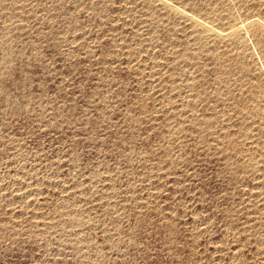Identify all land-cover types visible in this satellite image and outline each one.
Instances as JSON below:
<instances>
[{
	"label": "rangeland",
	"instance_id": "1",
	"mask_svg": "<svg viewBox=\"0 0 264 264\" xmlns=\"http://www.w3.org/2000/svg\"><path fill=\"white\" fill-rule=\"evenodd\" d=\"M262 24L0 0V264H264Z\"/></svg>",
	"mask_w": 264,
	"mask_h": 264
},
{
	"label": "bare ground",
	"instance_id": "2",
	"mask_svg": "<svg viewBox=\"0 0 264 264\" xmlns=\"http://www.w3.org/2000/svg\"><path fill=\"white\" fill-rule=\"evenodd\" d=\"M255 25V24H254ZM256 25H258V24H256ZM259 26H261V24H259ZM258 27V26H257ZM262 27H263V24H262ZM262 27H260V28H262ZM255 28V27H254ZM263 30H264V27H263ZM264 32V31H263ZM257 36H258V34H257ZM260 39V41H263V40H261L262 38H259ZM263 43V42H262ZM259 44V43H258ZM259 46H260V44H259ZM261 46H262V44H261ZM263 50V49H262Z\"/></svg>",
	"mask_w": 264,
	"mask_h": 264
}]
</instances>
